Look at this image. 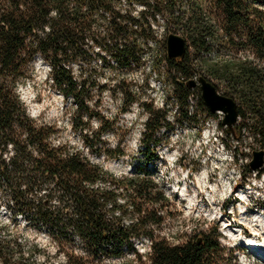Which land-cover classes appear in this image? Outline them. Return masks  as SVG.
<instances>
[{
    "label": "trees",
    "instance_id": "trees-1",
    "mask_svg": "<svg viewBox=\"0 0 264 264\" xmlns=\"http://www.w3.org/2000/svg\"><path fill=\"white\" fill-rule=\"evenodd\" d=\"M115 1L0 0V191L8 196L15 215L26 213L47 232L42 242L1 224L0 264L231 261L230 252L224 257L215 227L190 234L182 242L157 234L163 223L160 212L169 201L152 175L145 170L132 176L109 173L68 145L53 144L50 137L56 130L33 122L17 89L27 78L28 64L40 56L62 97L72 98L79 109L87 111L86 82L76 83L70 64L87 58L94 46L119 66L129 65L140 52L132 38H145L144 31H151L146 14L155 22L156 15H166L165 26L179 27L195 55L216 50L215 58L200 57L197 68L191 64L186 40L182 57L159 59L171 71L174 101L183 116L179 123H195L201 112L205 117L215 116L204 105L198 87L187 84L193 75L205 73L217 79L224 87L223 95L236 104L241 121L224 131L238 140L250 135L264 152V0H123L129 8L124 12L116 9ZM134 2L143 7L138 19L131 15ZM242 48L250 50L252 58L239 57ZM222 50L228 53L223 55ZM125 93L121 91L123 109L134 100ZM190 101L194 115H188L193 107ZM146 111L141 141L151 161L159 142L155 134L160 127L172 125L165 121L166 110L147 107ZM87 141L82 135V142L92 146ZM112 151L113 156L121 155L117 149ZM243 169L248 172L249 164ZM144 236L150 239V249L140 254L135 241ZM127 252L133 258L127 259Z\"/></svg>",
    "mask_w": 264,
    "mask_h": 264
},
{
    "label": "rangeland",
    "instance_id": "rangeland-1",
    "mask_svg": "<svg viewBox=\"0 0 264 264\" xmlns=\"http://www.w3.org/2000/svg\"><path fill=\"white\" fill-rule=\"evenodd\" d=\"M113 4L120 12L129 9L123 0H117ZM141 10L142 5L134 2L132 17L138 19ZM165 16L156 15L158 20L155 22L148 13L146 14L145 18L150 23L151 31H144L145 38H142V35L132 38V45L140 52L129 65L119 66L113 62L111 55L94 46L89 49L87 58L70 64L76 83L79 85L82 81L86 82L87 90L83 98L86 100L87 111L79 109L72 98L62 97L61 92L49 79L50 68L40 56L33 57L26 67L27 78L18 85L17 94L24 102L27 114L33 122L52 126L56 130L50 137L53 144L68 145L91 162L99 163L109 173L132 176L142 170L149 172L163 186L169 201L160 212L163 223L156 233L170 242H182L190 234L200 231L205 233L215 225L218 227L210 218L208 222L203 221L207 216H193L195 219L189 215H192V204L198 202L194 192H202L204 182L217 183L218 180H224L232 183L239 179H242L239 182L243 183L254 182L251 176L243 178L241 174L244 165L252 159L251 151L258 148L250 135H244L243 139L238 140L235 134L226 133V126L220 127L217 124L223 119L221 113L205 117L201 112L196 116L197 122L186 125L179 123L183 116L180 105L174 101L171 71L169 72L163 63H159V59L166 55L165 40L168 33L172 32L185 38L188 52L191 54V64L196 68L200 57L215 58L216 50L210 55H195L179 27L171 24L165 26ZM220 53L226 55L228 52L222 50ZM237 55L252 58L248 49H240ZM200 76L223 95L224 87L217 79L210 78L205 73L189 78L196 82L193 88L198 87ZM102 85L106 88L99 90L98 87ZM121 91H126V96L134 98L125 109L122 107ZM192 101L191 106L197 102L194 100L192 104ZM194 105L192 110L189 109L188 115H194ZM147 107L154 111L166 110L165 121L172 125L171 128L160 127L155 134L159 142L154 146L151 161L147 160L141 141L142 124L148 116ZM237 121L241 120L237 118L235 122ZM235 122L232 126L236 125ZM105 128L107 130L103 131ZM82 135L92 146L82 142ZM113 149L119 150L121 155L113 156ZM263 164L264 158L261 166ZM193 175L206 176V181H196ZM185 188L187 190H184ZM217 200L218 206L226 201L225 196H219ZM1 224L9 225L13 231L28 238H36L42 242L47 239L46 229L26 213L15 215L8 196L0 191ZM249 226L254 231V236L264 238L263 223L250 221ZM224 234L221 232L218 239L225 250L224 257H228L225 247L232 250L231 261L226 264H243L236 258V254L241 252V247L234 245L229 233L225 231ZM145 243L142 241V244L138 242L135 245L140 254H143ZM74 244L78 250L80 243L76 237ZM127 253V259L133 258L130 252ZM118 260L121 259H115L113 262Z\"/></svg>",
    "mask_w": 264,
    "mask_h": 264
},
{
    "label": "bare ground",
    "instance_id": "bare-ground-1",
    "mask_svg": "<svg viewBox=\"0 0 264 264\" xmlns=\"http://www.w3.org/2000/svg\"><path fill=\"white\" fill-rule=\"evenodd\" d=\"M217 111L223 114L222 111ZM194 177L196 181H206L204 180L206 176ZM241 180L239 179V181ZM239 181L235 180L232 183L224 180H218L217 183L204 182L203 191L200 189L202 192H194L199 203L192 204L193 208L190 212H192V216H207L215 221L220 230H226L231 235L234 245L241 247V252L236 254L239 262L243 264L264 263V238L254 236V231L249 226L250 221L264 224V178H257L256 182L243 183ZM219 196H225L224 206L217 205ZM221 232L224 234L225 231ZM142 241L146 242L145 246L150 245L148 237L135 241V245L138 242L142 244ZM145 251L146 247L143 253Z\"/></svg>",
    "mask_w": 264,
    "mask_h": 264
},
{
    "label": "water",
    "instance_id": "water-1",
    "mask_svg": "<svg viewBox=\"0 0 264 264\" xmlns=\"http://www.w3.org/2000/svg\"><path fill=\"white\" fill-rule=\"evenodd\" d=\"M165 50L167 57L180 58L185 53V39L181 36L169 32L165 40ZM199 91L203 100L204 105L209 109L211 113H215L217 110L222 111L223 119L221 124L232 128V125L237 118V108L234 100L218 93L214 86L202 76L199 78ZM187 84L190 87H194L196 82L188 80ZM252 159L249 161V168L252 170L258 169L264 158V152L261 150H252Z\"/></svg>",
    "mask_w": 264,
    "mask_h": 264
},
{
    "label": "built area",
    "instance_id": "built-area-1",
    "mask_svg": "<svg viewBox=\"0 0 264 264\" xmlns=\"http://www.w3.org/2000/svg\"><path fill=\"white\" fill-rule=\"evenodd\" d=\"M216 113H218V111H216ZM216 116V115H215ZM251 174V175H250ZM242 175H243V178H248L249 176H251V178L253 180H257V178H264V164L263 166H260L258 169L256 170H252L250 169L248 172H244V169H242ZM191 176V175H190ZM189 176V177H190ZM194 176V175H193ZM264 187V186H263ZM190 216H192L191 214H189ZM193 217V216H192ZM195 218V217H193ZM196 219V218H195ZM207 221L208 222V217H204L203 218V221ZM217 230H218V233H219V236L221 234V231H226V230H220L219 227H217ZM263 244H264V241H263ZM146 247V251H148L150 249L149 246H145ZM228 249V247H227Z\"/></svg>",
    "mask_w": 264,
    "mask_h": 264
}]
</instances>
